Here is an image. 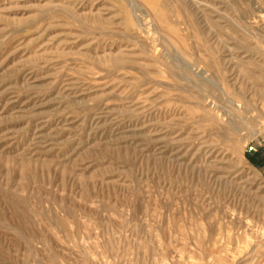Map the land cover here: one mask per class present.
<instances>
[{
	"label": "rangeland",
	"instance_id": "obj_1",
	"mask_svg": "<svg viewBox=\"0 0 264 264\" xmlns=\"http://www.w3.org/2000/svg\"><path fill=\"white\" fill-rule=\"evenodd\" d=\"M0 264H264V0H0Z\"/></svg>",
	"mask_w": 264,
	"mask_h": 264
}]
</instances>
